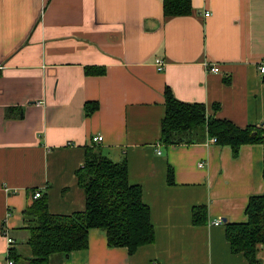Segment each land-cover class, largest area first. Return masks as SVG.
Here are the masks:
<instances>
[{
	"label": "crops",
	"instance_id": "0c3cea01",
	"mask_svg": "<svg viewBox=\"0 0 264 264\" xmlns=\"http://www.w3.org/2000/svg\"><path fill=\"white\" fill-rule=\"evenodd\" d=\"M190 1V15L165 19L163 0H0V264L5 234L29 257L17 241L29 237L33 191L47 197L51 215L84 210L76 173L92 147L126 161L155 239L128 255L90 229L87 249L56 263L248 264L231 252L225 224L245 223L248 199L264 194L262 146L234 156L204 130L193 144L160 136L165 88L209 117L264 125V0ZM156 58L165 61L161 73ZM90 102L98 109L87 115ZM196 206L206 209L201 226L191 221ZM257 257L264 264V245Z\"/></svg>",
	"mask_w": 264,
	"mask_h": 264
},
{
	"label": "trees",
	"instance_id": "16d2710c",
	"mask_svg": "<svg viewBox=\"0 0 264 264\" xmlns=\"http://www.w3.org/2000/svg\"><path fill=\"white\" fill-rule=\"evenodd\" d=\"M190 14V0H163L165 19ZM84 109L91 115L98 105L86 103ZM164 110L160 136L163 144H193L204 130L218 145L229 146L234 156L244 145H261L264 179V125L241 128L228 120L209 117L204 105L179 102L168 88L164 90ZM76 177L85 194L84 210L68 216L51 215L47 197L35 199L24 212L30 254L23 259L12 247L10 258L14 264H58L55 259H66L72 252L87 249L90 229L103 231L109 248H125L128 255L154 242L150 209L143 202L141 187L129 183L125 160L114 163L95 147L86 149L84 164ZM167 181L172 183L171 171ZM205 213V206L193 207L192 224L201 226ZM244 213L245 223L225 224V240L231 252L242 254L248 264H263L257 253L258 247L264 245V194L250 197Z\"/></svg>",
	"mask_w": 264,
	"mask_h": 264
},
{
	"label": "built area",
	"instance_id": "2783aa9c",
	"mask_svg": "<svg viewBox=\"0 0 264 264\" xmlns=\"http://www.w3.org/2000/svg\"><path fill=\"white\" fill-rule=\"evenodd\" d=\"M208 16H209V14L205 13V17H208ZM154 65H155L157 72L161 73V72H163V70L165 68V61L162 60L161 58H156L154 60ZM257 70H258V73L260 75H264V57L261 58L260 61L258 62ZM209 71L217 73V72H219V68L218 67H212L209 69ZM101 140H102V137H100V136L93 137L91 139L93 144L99 143V142H101ZM210 142L216 143V139L211 138ZM199 166H201V165H199ZM41 196H42V191L40 189H37L33 193V199H39ZM223 223L224 222L222 220H217V221H215L214 225H222ZM5 239H6L7 246H8L7 252H6L5 264H14V261L10 258V251H11V248L13 247L15 242L8 234H5Z\"/></svg>",
	"mask_w": 264,
	"mask_h": 264
},
{
	"label": "rangeland",
	"instance_id": "374dc122",
	"mask_svg": "<svg viewBox=\"0 0 264 264\" xmlns=\"http://www.w3.org/2000/svg\"><path fill=\"white\" fill-rule=\"evenodd\" d=\"M18 245H19V253H23L25 254L26 252L29 253V249H28V246L26 244V241H24L23 239H20L17 241ZM25 256V255H23Z\"/></svg>",
	"mask_w": 264,
	"mask_h": 264
},
{
	"label": "water",
	"instance_id": "95a60500",
	"mask_svg": "<svg viewBox=\"0 0 264 264\" xmlns=\"http://www.w3.org/2000/svg\"><path fill=\"white\" fill-rule=\"evenodd\" d=\"M223 222H225L224 220H222Z\"/></svg>",
	"mask_w": 264,
	"mask_h": 264
}]
</instances>
